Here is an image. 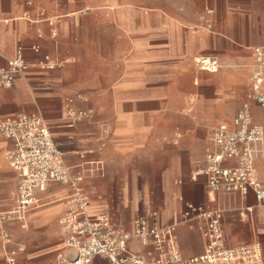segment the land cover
<instances>
[{
	"label": "crops",
	"instance_id": "crops-1",
	"mask_svg": "<svg viewBox=\"0 0 264 264\" xmlns=\"http://www.w3.org/2000/svg\"><path fill=\"white\" fill-rule=\"evenodd\" d=\"M201 2L206 4L205 9L215 11L210 17L214 30L185 29L182 21L198 24L196 14L176 20L147 16L135 33L131 57L122 61L114 84L104 86L101 80L83 81L79 63H58L68 56L80 59L82 49L91 51L83 35L91 29L87 23L102 22L100 15L58 19L57 35L53 37L50 24L40 17L39 10L45 8L48 16H61L43 0H0V49L6 57H14L17 48L23 47L24 59L31 65L24 74L15 76L11 86L0 89V115H42L51 123L55 143L65 152L74 174L91 169L90 161H104V173L84 172L82 186L90 198L89 213L109 215L114 226L132 231L134 220L148 206L159 209L161 223L168 224L176 213H182L186 203L194 202L224 210L227 245L260 241L264 247V207L256 204L253 194L213 195L204 175L193 177L205 165L213 127L232 122L239 110L238 101L248 102L255 121L264 124V108L248 98L250 70L238 67L252 65L254 48L264 46V0ZM118 5L120 11L119 0H108L106 8ZM118 15L120 24L127 26L124 14ZM151 17L155 18L153 24L148 23ZM66 38L70 45L65 44ZM33 45H39L40 50L34 51ZM200 53L217 57L223 62L222 69H195L193 57ZM46 55L57 66L40 68L38 63ZM0 65H5L2 58ZM183 67L190 70L184 72ZM90 110L89 117L77 116ZM10 144L0 136L1 150L6 153ZM256 164L264 182V158ZM9 191L4 184L0 199ZM71 192L68 184L52 183L40 195L41 203L29 210L24 227L20 221L9 223V232L19 236V244L27 250L20 254L22 263L54 264L60 235L64 244L59 220ZM247 206H253L251 213L246 212ZM0 208V213L11 210L8 204ZM199 222L178 225L185 257L204 252ZM19 226L27 230L18 231ZM3 247L7 251L12 245L3 243ZM129 247L134 252L144 250L136 239ZM0 264H6L4 257H0ZM90 264L108 261L95 258Z\"/></svg>",
	"mask_w": 264,
	"mask_h": 264
},
{
	"label": "built area",
	"instance_id": "built-area-1",
	"mask_svg": "<svg viewBox=\"0 0 264 264\" xmlns=\"http://www.w3.org/2000/svg\"><path fill=\"white\" fill-rule=\"evenodd\" d=\"M214 9L206 8L200 15L208 27ZM39 15L51 26V35L56 37L58 16H48L41 8ZM38 52L39 45H33ZM18 47L14 57H6L0 49V89L13 84L15 76L24 74L31 65ZM195 63L200 70L217 72L221 61L215 56H198ZM57 62L46 55L38 65L42 69L54 68ZM250 75L251 90L248 98L264 108V46L254 48V60ZM90 111H80L77 116L89 117ZM73 123L71 122V125ZM52 125L37 113L0 115V136L10 141L6 159L18 173V185L11 210L0 213V229L3 243L14 244L8 225L13 221L26 224L30 209L41 203V194L52 183L68 184L72 192L67 200V209L59 224L64 232V250L58 254V264H90L95 258H103L108 264H264V247L260 241L229 246L223 229L224 210L208 208L194 202L186 203L182 213H176L171 223L162 224L160 211L148 206L134 220L132 231L114 226L106 214L92 215L88 211L90 198L82 186L84 172L103 174L104 161L94 160L78 174L72 172L66 162L65 152L55 143ZM205 165L193 175L206 177L210 194L220 192L238 193L243 197L253 194L256 204L264 207V182L256 161L264 158V124L255 121L248 102L237 111L231 123L213 127L211 144L205 150ZM253 206H247L251 213ZM248 215V214H247ZM198 220L199 230L205 239L201 255L185 257L181 251L177 228L180 222ZM138 240L144 247L134 252L129 243ZM25 249L19 244L7 251L6 264H29L20 261Z\"/></svg>",
	"mask_w": 264,
	"mask_h": 264
},
{
	"label": "rangeland",
	"instance_id": "rangeland-1",
	"mask_svg": "<svg viewBox=\"0 0 264 264\" xmlns=\"http://www.w3.org/2000/svg\"><path fill=\"white\" fill-rule=\"evenodd\" d=\"M50 8H52L56 15L61 16L59 19L62 21L67 18L78 19L82 15L87 13H92L100 15L102 22L91 21L87 23L91 26V29L84 33V38L89 43V49L91 51L84 52L83 49L79 54L80 59H71L68 56L64 61H59L58 63L68 64L71 62L79 63L80 72L82 73V80L94 81L101 80L105 82L104 86H109V84H114L116 80L117 72L122 68V61L126 62L132 54L133 42L137 39L135 35L137 29L145 23L147 16L150 15H161L167 17L168 19H179L180 16L196 14L199 18L198 24L196 23H186L181 22L185 29H196L205 28L207 30H214V27H208L207 23L201 19L200 15L204 11L206 4H201L197 2L198 0H119L122 8L119 11V5L115 6V9L106 8L108 0H43ZM76 12L75 14H73ZM123 13L126 19V25L123 27L119 22V13ZM69 14V16L67 15ZM67 15V16H65ZM150 24L155 23V18L151 17ZM100 28H96L99 26ZM125 25V24H124ZM65 44L70 45V39L66 38ZM200 54H196L193 57L194 68L201 71L196 63L195 58ZM69 61V62H66ZM253 63V62H252ZM251 63V64H252ZM246 63L238 65V67H247L252 70V65H246ZM223 66V62L221 61ZM219 69V71L222 69ZM184 72L190 70V68L183 67ZM249 75V81H250ZM196 80V79H195ZM110 88V87H109ZM240 106L237 107L236 111L243 106V101L239 102ZM222 120V119H221ZM219 120V121H221ZM219 121L210 125H216ZM9 186V193L0 199V205L8 204L9 208L14 206V197L18 185V175L10 167L6 159L5 151L0 149V193L3 191V185ZM2 210V208H0ZM18 231L27 230V228L17 227ZM16 236V235H15ZM19 238V236H16ZM16 237H13L14 244L19 245ZM60 250H57L55 255L54 264L58 259H56L58 252H62L63 248V235H60ZM20 240V239H19ZM3 237L2 231L0 229V248L2 250L0 257H4V262L6 261L7 251L3 247ZM22 246V245H21ZM10 248V249H12ZM27 251V250H26ZM24 251V253H26ZM53 264V263H50Z\"/></svg>",
	"mask_w": 264,
	"mask_h": 264
}]
</instances>
